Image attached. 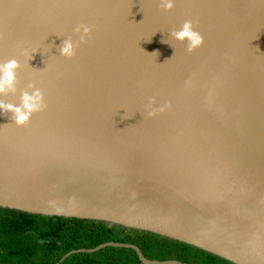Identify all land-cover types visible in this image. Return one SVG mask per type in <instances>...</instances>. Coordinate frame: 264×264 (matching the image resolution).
<instances>
[{"label": "water", "instance_id": "water-1", "mask_svg": "<svg viewBox=\"0 0 264 264\" xmlns=\"http://www.w3.org/2000/svg\"><path fill=\"white\" fill-rule=\"evenodd\" d=\"M188 20L204 37L191 52L170 35ZM80 24L93 26L86 43ZM11 59L16 89L0 101L38 88L45 106L23 126L0 109V207L264 264V0H0V63ZM152 97L172 107L149 116ZM107 246L195 264L117 241L57 264Z\"/></svg>", "mask_w": 264, "mask_h": 264}, {"label": "trees", "instance_id": "trees-1", "mask_svg": "<svg viewBox=\"0 0 264 264\" xmlns=\"http://www.w3.org/2000/svg\"><path fill=\"white\" fill-rule=\"evenodd\" d=\"M117 241L135 243L151 259L195 264H236L195 245L144 230L92 219L0 207V264H57L75 249ZM60 264H145L129 247L107 246L71 254Z\"/></svg>", "mask_w": 264, "mask_h": 264}, {"label": "clouds", "instance_id": "clouds-1", "mask_svg": "<svg viewBox=\"0 0 264 264\" xmlns=\"http://www.w3.org/2000/svg\"><path fill=\"white\" fill-rule=\"evenodd\" d=\"M160 5L165 10H171L175 6V0H160ZM76 33L80 35V42L86 43L87 38L93 32V26L88 24H80L75 29ZM171 37L180 42H186L188 51H194L201 47L204 43L203 35L196 30L191 20L185 21L181 28L171 32ZM77 42L71 37L63 41L60 48V54L65 57H74L77 50ZM20 62L17 59H11L6 62L0 63V93L8 91H15L17 81V69L20 68ZM31 87H35L32 85ZM23 103L17 106L11 103L0 101V109L4 112L13 113V120L18 125L27 124L34 112L41 110L45 106L44 93L40 89H35L33 92H25L22 97ZM157 100L152 97L148 104V115H155L158 111H164L165 108H171L172 104L156 107Z\"/></svg>", "mask_w": 264, "mask_h": 264}]
</instances>
